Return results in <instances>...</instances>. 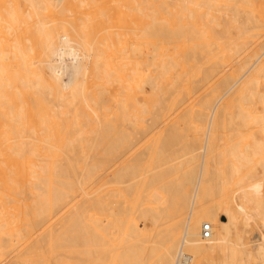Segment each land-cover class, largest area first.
Returning <instances> with one entry per match:
<instances>
[{"label": "bare ground", "instance_id": "bare-ground-1", "mask_svg": "<svg viewBox=\"0 0 264 264\" xmlns=\"http://www.w3.org/2000/svg\"><path fill=\"white\" fill-rule=\"evenodd\" d=\"M256 165L264 0H0V264H264Z\"/></svg>", "mask_w": 264, "mask_h": 264}, {"label": "rangeland", "instance_id": "rangeland-1", "mask_svg": "<svg viewBox=\"0 0 264 264\" xmlns=\"http://www.w3.org/2000/svg\"><path fill=\"white\" fill-rule=\"evenodd\" d=\"M140 120H141V119H140ZM233 120H234L235 123L237 122V121H235V119H233ZM142 121H144V120L142 119ZM137 122H138V121H137ZM144 122H145V121H144ZM144 122H141L142 124L140 123V125H143V126H144L145 123H147V125L149 124L148 122H145V123H144ZM168 122H169V121H168ZM168 122L165 121V123H164V122L161 120V123H160V121H159L160 125H162L163 123L167 125V124H169ZM173 122H175V121H170V124H172ZM228 122H229V123H228ZM232 122H233V121H232ZM232 122H231V121H227L228 124L231 123L230 125L233 126V125H232ZM234 122H233V124L235 125ZM138 123H139V122H138ZM143 123H144V124H143ZM153 123H154V122H153ZM156 123H158V122H156ZM237 123H241V122L238 121ZM237 123H236V126H235L236 128L238 127L237 125H239V124H237ZM151 124H152V123H151ZM176 124H178V123H176ZM176 124H175V125H176ZM225 124H226V123H225ZM228 124H227V125H228ZM136 125H139V124H136ZM149 125H150V124H149ZM149 125H148V127L145 125L148 129H150V130H148V132H149V131H153V130H154V128H153L154 125H153V127H151V125H150L151 128L149 127ZM166 125H165V126H166ZM227 125H226V126H227ZM240 125H241V124H240ZM226 126L223 127V129H225V131H222L223 129H221V131H222L221 134H222V135L220 134V136H219V140H220L219 143H220V144H218V145H220V146L218 147V149L221 147V150L219 149V150H220L219 153L222 151V152H221V156L218 157V163H222V166H223V164L226 165V164H227V161L229 162V160L231 159V158L228 159V157H227V153H228V152H229V153L231 152V150H230L229 148H232V147H229V148H228V145H229V146H233L232 143H231V145H230V142H231V141H234V140H235V142L238 141V139H237V140L235 139V138H236V137L234 136L235 134H234V135L232 134V132H233L235 129H234L233 131H230V129L233 128V127L230 126V128H229V127L227 126L228 129H229V130H228L227 128H225ZM138 127H139V126H138ZM156 127H157V126H156ZM159 127H160V126H159ZM166 127H167V126H166ZM240 127H241V129H242V128H243V125L240 126ZM240 127L238 128L237 132L235 131V133H236V135L238 136V138H239L240 136H242L243 138H242V137H240V138H242L243 141H244V140L246 141L245 136L247 135V130H246L247 128L244 126V128H246L245 131H244V134H242V135H238V134H240V133H243V132H241V131L239 130ZM139 128H140V127H139ZM144 128H145V127H144ZM152 128H153V129H152ZM162 128H163V126H161V128H159V129H161L160 131L163 130ZM244 128H243V129H244ZM137 129H138V128H137ZM137 129H136L135 132H137V131L139 130V129H138V130H137ZM157 129H158V128H155V130H157ZM243 129H242V130H243ZM176 130H177V129H176ZM231 130H232V129H231ZM139 131H140V130H139ZM139 131H138V132H139ZM141 131H142V129H141ZM141 131H140V132H141ZM157 131H158V130H157ZM160 131H158V132H160ZM238 131H239L240 133H238ZM138 132H137V133H138ZM140 132L138 133V134H139V138H140V140L137 139V141L139 140L138 142H137V141H134V142H137V144L134 143V145L136 146L135 148H137V149L139 148L137 145L142 146V145H140V144H143V143L145 142V140L142 141L143 143L141 142V140H143V137H140V135H141V136H143V135H142V132H141V133H140ZM143 132H145V131H143ZM148 132H147V134L145 133L144 136L147 135L146 137H149V138H150V137H152L153 134L155 135L154 132H150L149 134H148ZM223 132H224V133H223ZM137 133H136V135H137ZM233 133H234V132H233ZM245 133H246V134H245ZM156 134H158V133H156ZM177 134H178V132H177ZM148 135H149V136H148ZM179 135H180V132H179V134H178V139H179V138L181 139V136L179 137ZM146 137H144V138L147 139ZM149 138H148V139H149ZM233 138H234V140H233ZM240 138H239V139H240ZM135 139H136V138H135ZM242 139H241V141H242ZM146 141H147V140H146ZM139 142H140V143H139ZM235 142H233V144L236 145L237 142H236V143H235ZM238 142H240V140H239ZM138 143H139V144H138ZM241 144H242V143H241ZM241 144H238V145L242 146ZM134 145H132V146L134 147ZM238 145H236V146H237L238 148H240ZM243 145H244V144H243ZM132 146H131V148H132ZM226 147L229 149L228 151H227V148H226ZM131 148H130V149H131ZM135 148H134V150H135ZM234 148H235V147H234ZM234 148H232L233 151H234ZM131 150H132V149H131ZM134 150H133V151H134ZM224 150H226L227 152L224 151ZM223 151H224V153H223ZM127 152L132 153L131 151H127ZM125 153H126V152H124V157L127 158V156L129 155V153H128V155H125ZM229 153H228V156H229V157H232V156H233L232 153H230V154H229ZM126 154H127V153H126ZM230 155H231V156H230ZM234 155H235V154H234ZM217 156H219V154H217ZM221 160H222V161H221ZM220 161H221V162H220ZM216 162H217V157H216ZM223 162H224V163H223ZM230 162H231V160H230ZM232 162H234V164H236L235 159H234V156H233V161H232ZM232 162H231V163H232ZM246 163H247V162H245V164H246ZM250 163H251V164H250ZM250 163H249L250 165H253V164H254V163L252 164V162H250ZM228 164H229V167H230V168L227 167V166H226L227 168H226L225 166H223V168H221V169L223 170L224 167H225V168H226V171H225L226 173H227L230 169L232 170V168H233V164H230V163H228ZM247 165H248V164H247ZM254 165H255V164H254ZM254 165H253V167H254ZM216 166L219 167L220 164L217 165V163H216ZM231 166H232V168H231ZM234 166H235V165H234ZM243 166H244V165H243ZM245 167H246V166L242 167V169H246ZM250 167H252V166H250ZM253 167H252V168H253ZM219 168H220V167H219ZM228 168H229V170L227 171ZM247 168H249V167H247ZM252 168H250V169H252ZM216 169H217V167H216ZM221 169H217L218 171L220 170V172L217 171V172H216L217 174H215V176H216V177H215V179H216V180H215V183L218 182V183L216 184L218 194H217V192H215V191H216V188H215V191H214V192L216 193V194L214 195L215 198H217L216 195L218 196V195L220 194L219 192H220L221 190H222V191H225V192H223V193L221 192L220 195L222 196L224 193L226 194L227 191H228L227 193L230 194L231 190L233 191V188H236V187H237V186H236V187H232V184H233V186H235L234 183L237 182L238 180H237V181H234V180L232 179V178H233V174L229 171V172H230L229 175L231 176V174H232V177H231V179H229L230 177L228 176V178H226V179H227V180L229 179V181H226V180H225V181L228 183V182H230V181L233 180L234 183H232V184H230L231 182L229 183V184L231 185L232 189L230 188L229 185H228V187H229L228 189L224 188V187L227 185V183H226L225 181L223 182L222 178H224V177H222V178L220 177V175H222V173H223V175H224V171H222ZM234 169H235V167L233 168V171H232L233 173H235ZM260 169H261L260 166L256 165L255 168H254V170H253V173H254L255 171H257L256 173L258 174V176L264 175V174H261V173H262V169H261V170H260ZM224 170H225V169H224ZM246 170H247V169H246ZM246 170H245V171H246ZM248 170H249V169H248ZM248 170H247V171H248ZM229 172H228V173H229ZM239 172H240V171H239ZM239 172H238V174H239ZM242 172H243L242 174H244L243 177H244V179H245V176H246L245 174H246V173H244V170H243ZM218 173H219L220 175H218ZM248 173H250V172L248 171ZM248 173H247V175H248ZM108 174L110 175V177H112V173H111V171H109ZM236 174H237V173H236ZM238 174H237V175L234 174V178H235V176H237V178H238V177H239ZM217 175H218V176H217ZM226 176H227V175H226ZM241 176H242V175H240V178H241ZM247 177H249V176H246V179H245L246 181L249 180V178L247 179ZM235 179H236V178H235ZM239 180H240V179H239ZM242 180H243V179H242ZM242 180H241V181H242ZM245 180L242 181V182L244 183V185H245L246 183H248V182H245ZM259 180H260V179H258L257 181H259ZM241 181H240V182H241ZM260 181H261V180H260ZM222 182H223V183H222ZM240 182H237V183H240ZM224 183H226V185H225ZM223 185H224V187H223ZM238 185L241 186V184H238ZM216 186H215V187H216ZM240 186H239V187H240ZM245 186H246V185H245ZM221 188H223V189H221ZM237 188H238V187H237ZM240 188H241V189H234L232 195H229V197L233 196V197H232V198H233L232 201L234 200V202H235V199H236V196H237V191H239V190L241 191L242 188H243V186H241ZM218 189H219L220 191H218ZM235 190H237V191H235ZM235 192H236V193H235ZM228 194H227V195H228ZM234 194H235V196H234ZM238 194H240V193L238 192ZM220 195L218 196L217 199L220 198ZM238 196H239V195H238ZM238 196H237V197H238ZM224 198H225V197H224ZM224 198H223V197H222V199L220 198V199H221V200H220V204H222V205H224V200L227 201L226 199L228 198V196H227L226 199H224ZM217 199H214V200H217ZM228 199L231 201L230 198H228ZM232 201H231V202H232ZM216 202H217V201H216ZM227 203L229 204L230 202L227 201ZM220 218H221L222 220H226V217L223 216V215H221V214H220ZM254 221H255V220H254ZM250 225H252V226L249 228ZM250 225L247 227L248 230H247V228H246V230H247L249 233H246L247 231H245V233H244V235L246 234V235H245L246 237H247V235H248L247 238H249V241H250V242L252 241V243H255L256 239H257V241H258V239H259V240L261 239L259 242L264 241V224H261L260 222L256 221V222H254V223L252 222V224H250ZM252 227H253V229H252ZM251 229H252V230H251ZM256 233H257V234H256ZM250 234H251V235H250ZM249 235H250V236H249ZM252 236H253L254 238H253ZM250 239H251V240H250ZM252 239H254V240H252Z\"/></svg>", "mask_w": 264, "mask_h": 264}, {"label": "built area", "instance_id": "built-area-1", "mask_svg": "<svg viewBox=\"0 0 264 264\" xmlns=\"http://www.w3.org/2000/svg\"><path fill=\"white\" fill-rule=\"evenodd\" d=\"M211 235V226L208 223H204L200 229V236L203 239L209 238ZM191 257L188 253H181L178 257L177 264H189Z\"/></svg>", "mask_w": 264, "mask_h": 264}]
</instances>
